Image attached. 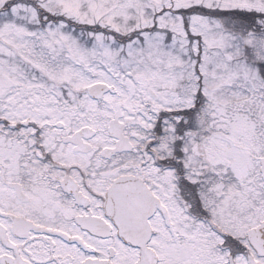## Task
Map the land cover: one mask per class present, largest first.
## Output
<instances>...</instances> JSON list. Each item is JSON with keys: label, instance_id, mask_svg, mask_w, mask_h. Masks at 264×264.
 Segmentation results:
<instances>
[{"label": "snow or ice", "instance_id": "obj_1", "mask_svg": "<svg viewBox=\"0 0 264 264\" xmlns=\"http://www.w3.org/2000/svg\"><path fill=\"white\" fill-rule=\"evenodd\" d=\"M0 264H264V0H0Z\"/></svg>", "mask_w": 264, "mask_h": 264}]
</instances>
